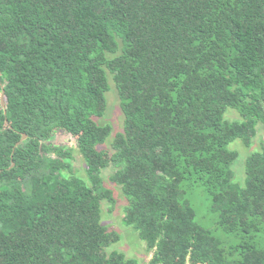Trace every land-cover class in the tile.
<instances>
[{
	"label": "trees",
	"instance_id": "trees-1",
	"mask_svg": "<svg viewBox=\"0 0 264 264\" xmlns=\"http://www.w3.org/2000/svg\"><path fill=\"white\" fill-rule=\"evenodd\" d=\"M108 72L125 115L113 154L98 149L113 132L97 122ZM3 91L0 264H138L106 252L122 241L102 223L112 164L151 264H264V144L245 186L229 147L264 123V0H0ZM57 130L76 138L91 186L67 174ZM198 189L225 240L197 222Z\"/></svg>",
	"mask_w": 264,
	"mask_h": 264
},
{
	"label": "rangeland",
	"instance_id": "rangeland-1",
	"mask_svg": "<svg viewBox=\"0 0 264 264\" xmlns=\"http://www.w3.org/2000/svg\"><path fill=\"white\" fill-rule=\"evenodd\" d=\"M111 58H113L111 56ZM109 81L111 91L107 93V110L105 116L98 118L97 122L101 126L111 125L113 128L112 136L103 146H100L99 150H106L110 154L114 153L113 142L118 133L124 132L125 126V115L122 110V103L117 86L114 82L113 76L109 73ZM3 93L0 92V100L2 101ZM226 119L230 121L241 120V116L238 112L230 110L226 115ZM54 146L67 148L73 151L71 160L73 166L72 174L67 172L69 177L72 175L77 176L86 181L91 186L90 180L87 174V165L83 157L82 151L80 150L77 140L72 135L65 131L57 130L51 141ZM264 144V123L260 122L257 127V135L254 137L252 144L249 147L244 146L242 140H238L230 145L232 151H237L240 155L238 161L233 167L236 173V183L245 186L246 181V165L250 155L256 152L262 151V145ZM53 158L55 156L51 155ZM117 172L116 167L112 164L107 169L103 170L102 177L104 184L107 188L114 192L116 205L111 204L108 201H103L102 207V223L108 227L111 231H117L122 241L118 244H114L111 248L107 249L106 252L111 254L114 251L123 252L126 255L127 260L135 259L138 264H151V260L154 253L149 251L146 241H144L140 234L135 231L132 227L125 225V219L127 217V208L129 201L124 195L123 190L120 186L111 182L112 176ZM188 198L197 213V222L207 229H210L214 234L222 239H226V235L216 225L217 218L211 212V201L205 191V189H198L196 193H189Z\"/></svg>",
	"mask_w": 264,
	"mask_h": 264
},
{
	"label": "water",
	"instance_id": "water-1",
	"mask_svg": "<svg viewBox=\"0 0 264 264\" xmlns=\"http://www.w3.org/2000/svg\"><path fill=\"white\" fill-rule=\"evenodd\" d=\"M5 96H6V92L3 91L2 106H3L4 109L7 108V104H6V101H5ZM26 140H27V136L25 135V136L23 137V142H26ZM20 144H21V143H20ZM20 144H18V146H19ZM14 166H15V164H13V167H14Z\"/></svg>",
	"mask_w": 264,
	"mask_h": 264
}]
</instances>
